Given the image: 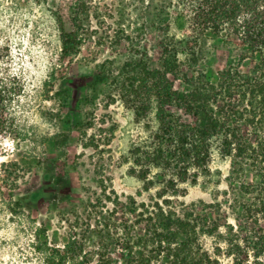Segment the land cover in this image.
Returning a JSON list of instances; mask_svg holds the SVG:
<instances>
[{"label":"trees","instance_id":"16d2710c","mask_svg":"<svg viewBox=\"0 0 264 264\" xmlns=\"http://www.w3.org/2000/svg\"><path fill=\"white\" fill-rule=\"evenodd\" d=\"M70 9L56 16L67 57L86 37L84 6ZM172 20L188 33L171 36ZM158 31L126 35L121 66H104L95 82L111 79L144 123L131 173L144 190L155 179L163 189L141 203L115 195L107 216L100 212L94 225L90 217L84 235L71 228L63 245L37 231L33 247L44 264H264V0H176ZM218 47L235 61L220 62ZM22 91L0 66V139L19 136L14 105ZM214 149L229 161L224 205L235 225L223 203L175 205L167 197L210 173Z\"/></svg>","mask_w":264,"mask_h":264},{"label":"rangeland","instance_id":"374dc122","mask_svg":"<svg viewBox=\"0 0 264 264\" xmlns=\"http://www.w3.org/2000/svg\"><path fill=\"white\" fill-rule=\"evenodd\" d=\"M175 2L0 0V66L23 88L14 105L19 136L0 139V264H44L33 247L37 231L63 245L71 228L84 235L90 217L94 225L100 212L107 216L115 195L141 203L163 189L155 179L146 191L131 173V152L148 135L144 123L135 120L111 79L95 78L104 66H121L129 50L120 45L126 35L158 36ZM80 5L85 41L76 56H62L56 16L68 8L75 14ZM170 23L171 36L188 33L183 20ZM217 54L222 63L235 61L223 48ZM228 172L229 161L214 149L210 173L180 183L167 197L175 205H224Z\"/></svg>","mask_w":264,"mask_h":264}]
</instances>
